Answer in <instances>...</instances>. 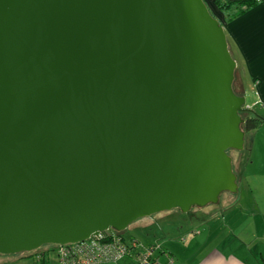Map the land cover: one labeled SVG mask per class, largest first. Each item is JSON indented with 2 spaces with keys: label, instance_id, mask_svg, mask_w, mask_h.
<instances>
[{
  "label": "water",
  "instance_id": "water-1",
  "mask_svg": "<svg viewBox=\"0 0 264 264\" xmlns=\"http://www.w3.org/2000/svg\"><path fill=\"white\" fill-rule=\"evenodd\" d=\"M235 71L203 0H0V255L236 194Z\"/></svg>",
  "mask_w": 264,
  "mask_h": 264
},
{
  "label": "crops",
  "instance_id": "crops-1",
  "mask_svg": "<svg viewBox=\"0 0 264 264\" xmlns=\"http://www.w3.org/2000/svg\"><path fill=\"white\" fill-rule=\"evenodd\" d=\"M203 1L223 25L230 54L236 62L242 93L240 96L244 97L242 82L246 77L249 82L247 85L254 90L252 94L255 99L251 105L246 106L250 109L258 106L264 112V0H259L256 6L228 23H224L223 15L214 6V0ZM260 118L264 119V116L261 115ZM250 140L251 137L248 136L247 141L251 142ZM252 147L245 146L242 152H232L235 153V157H232L233 170L243 175L238 178L235 196L225 193V198L222 201L219 199L215 208L190 211L184 215L183 221L198 223L199 228L186 229V226H178V237L183 236L178 242L180 244L169 237L158 240L154 232L149 234L150 237L153 235V240L146 246L158 244L162 248L153 254L155 264H264V191L261 192V200H258L255 193L259 188L253 185L256 179L258 182L264 180V161L256 162L253 159ZM261 152L264 155V146H261ZM256 165L262 166L260 172L245 176L247 169L255 168ZM242 185L244 188L241 189ZM243 194L245 197H242ZM238 204L242 206L239 208ZM144 222L136 223L139 230L145 231L155 225V222ZM40 257L43 264H58L57 253L47 260L43 252L33 258V264ZM131 261L128 257H123L115 264H130Z\"/></svg>",
  "mask_w": 264,
  "mask_h": 264
},
{
  "label": "rangeland",
  "instance_id": "rangeland-1",
  "mask_svg": "<svg viewBox=\"0 0 264 264\" xmlns=\"http://www.w3.org/2000/svg\"><path fill=\"white\" fill-rule=\"evenodd\" d=\"M247 83L249 84V82L247 81L246 77L244 78V81L242 82L243 84V88H245L244 91V97H245V101H246V105L249 104L251 105L254 102V90L251 88L250 85H247ZM250 86V87H249ZM239 87V88H238ZM233 88H238L240 89V85H239V77H238V73L237 71H235V78H234V83H233ZM235 95L240 96L242 95L241 92H237L236 90H234ZM252 109V110H251ZM251 111L253 113H256L257 116L263 115L264 116V112H261L260 108L257 107H251ZM248 136L251 137V142L247 141ZM245 144L244 146H253V159L256 162H261L264 161V155L261 152V146H264V123H262V125L260 126L259 129H257L254 132H250L245 134ZM247 148V147H246ZM233 153L231 152V157H235V153L232 155ZM248 155V154H247ZM251 155V152H250ZM233 160V159H232ZM236 160V159H234ZM260 169H262V166L260 167H256L252 168V169H247V173L245 172V176L246 175H250L253 172L254 173H259ZM237 178H242V173L241 172H237ZM264 175V174H262ZM244 176V177H245ZM264 179V178H262ZM258 179H256V181L253 182V185L255 187L259 188V191L255 193V197L258 200H261V192L264 191V180H262V182H258ZM244 188V185L241 186ZM249 196V193H247ZM225 193L221 194V198L220 200L222 201L225 198ZM235 196V195H233ZM242 197H245V195L243 194ZM251 199H253L252 197H250ZM244 204V203H243ZM218 204L215 205H208L206 207H203L201 209H192V212H196L197 210H206L208 207L210 208H215L214 206H217ZM242 204H238L237 207H241ZM185 214H182L180 211L178 210H172V211H168V212H163V213H158L155 214L153 216L147 217L148 219L145 220V224L150 223V222H155V225H153V227H151L150 229H146L144 230H139L136 226V222L131 224L124 232H122V235L125 239L128 238V236L130 237H134L141 245L146 246V244L150 243L153 240V235L150 237L149 234H151L152 232H154V234L156 235L155 238L160 240V239H164V238H171L175 241L180 242L181 237L183 238V236L178 237L179 234L176 232V228H178V226H186V229H197L199 228V224L195 223L193 221L188 222L187 220L183 221ZM162 225V226H161ZM160 227V229H159ZM121 234V233H120ZM178 237V238H175ZM180 244V243H178ZM55 251L57 253V247H53L51 245H45L43 247H41L38 252L39 253H44V255L46 256V259L48 260V257H53L55 256ZM128 260H132L130 262V264H136L133 260L132 257H128ZM58 263V261H57ZM0 264H33V257H26V253H20V254H14V255H0Z\"/></svg>",
  "mask_w": 264,
  "mask_h": 264
},
{
  "label": "built area",
  "instance_id": "built-area-1",
  "mask_svg": "<svg viewBox=\"0 0 264 264\" xmlns=\"http://www.w3.org/2000/svg\"><path fill=\"white\" fill-rule=\"evenodd\" d=\"M158 247H145L134 238L125 239L110 230L83 243L57 247V261L58 264H115L123 257H132L136 264H155L152 258Z\"/></svg>",
  "mask_w": 264,
  "mask_h": 264
},
{
  "label": "trees",
  "instance_id": "trees-1",
  "mask_svg": "<svg viewBox=\"0 0 264 264\" xmlns=\"http://www.w3.org/2000/svg\"><path fill=\"white\" fill-rule=\"evenodd\" d=\"M258 2H259V0H214V6L223 15L224 23H228L229 21H231L235 17L244 13L246 10L256 6L258 4ZM208 10H209V8H208ZM209 12H210L211 16L213 18H215L210 10H209ZM220 25L223 26L222 23H220ZM244 117L245 118H244V124L242 126V129L244 130L245 133H250V132L256 131L260 127L262 122L264 121V119L258 117L257 114H255V113L252 115H251V113L245 114ZM242 118H243V116H242ZM121 235H122V233H121ZM128 238H130V237H128ZM131 238L133 239V237H131ZM153 245H158V244H152V245H148L145 247H150ZM158 246H159L158 250L161 251L162 248L160 247V245H158ZM38 253H39L38 251L26 253V256L34 258L37 256ZM153 260L154 259L152 258V261ZM38 263L43 264L41 257L37 258V260L34 261V264H38Z\"/></svg>",
  "mask_w": 264,
  "mask_h": 264
},
{
  "label": "flooded vegetation",
  "instance_id": "flooded-vegetation-1",
  "mask_svg": "<svg viewBox=\"0 0 264 264\" xmlns=\"http://www.w3.org/2000/svg\"><path fill=\"white\" fill-rule=\"evenodd\" d=\"M234 90H236L237 92H241V90L240 89H238V88H233ZM245 114H250V113H245ZM244 113H242V115L241 116H243V119L245 118L244 117V115H245ZM252 115V114H251ZM246 141V140H245ZM245 144V143H244ZM244 148H245V146H244ZM244 150V149H243ZM242 152V151H241ZM230 156H231V152H230ZM146 219H148L147 217L146 218H143V219H140V220H138L137 222H140V221H145ZM136 222V223H137Z\"/></svg>",
  "mask_w": 264,
  "mask_h": 264
}]
</instances>
